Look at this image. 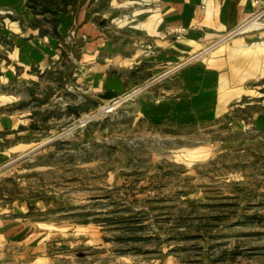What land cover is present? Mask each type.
<instances>
[{
  "label": "rangeland",
  "instance_id": "obj_1",
  "mask_svg": "<svg viewBox=\"0 0 264 264\" xmlns=\"http://www.w3.org/2000/svg\"><path fill=\"white\" fill-rule=\"evenodd\" d=\"M72 56L41 70L65 76L64 93L44 92L51 109L34 116L41 130L27 141L45 145L0 167V209L57 226V264H264V150L241 145L250 135L235 130L254 108L205 128L158 126L137 117L138 102L166 79L118 69L122 95L100 100L103 89L84 78L89 66ZM14 89L25 96L22 83Z\"/></svg>",
  "mask_w": 264,
  "mask_h": 264
},
{
  "label": "crops",
  "instance_id": "obj_2",
  "mask_svg": "<svg viewBox=\"0 0 264 264\" xmlns=\"http://www.w3.org/2000/svg\"><path fill=\"white\" fill-rule=\"evenodd\" d=\"M250 1L0 0V84L9 89L7 96L0 95L7 97L0 103V167L13 154L45 145L27 140L41 130L35 114H45L50 97L64 93L65 76L41 70L64 57L74 62L72 53L77 63L89 66L84 78L91 89H103L108 77L125 87V77L114 73L118 69L144 68L151 77L143 82L166 79L155 98L138 102L137 117L158 126L205 128L234 111L254 108L250 123L235 122L243 124L235 130L247 129L250 135L239 140L241 145L264 150V131L251 124L264 114V14L256 16L264 0L254 7ZM171 29H182L183 35L176 40L167 35ZM145 44L153 50L147 58L137 51ZM72 77L80 80L78 74ZM44 78L53 86L41 83ZM20 83L21 98L10 90ZM47 91L53 94L42 96ZM72 105L65 110L75 114ZM263 160L264 155L261 168ZM25 212L15 206L0 209V264H57L64 236L51 223L20 216Z\"/></svg>",
  "mask_w": 264,
  "mask_h": 264
},
{
  "label": "water",
  "instance_id": "obj_3",
  "mask_svg": "<svg viewBox=\"0 0 264 264\" xmlns=\"http://www.w3.org/2000/svg\"><path fill=\"white\" fill-rule=\"evenodd\" d=\"M123 82L115 77H108L103 85V93L98 95V99L105 101H116L123 93ZM252 126L257 131H264V114H258L252 120ZM262 176L264 178V160L262 163Z\"/></svg>",
  "mask_w": 264,
  "mask_h": 264
},
{
  "label": "built area",
  "instance_id": "obj_4",
  "mask_svg": "<svg viewBox=\"0 0 264 264\" xmlns=\"http://www.w3.org/2000/svg\"><path fill=\"white\" fill-rule=\"evenodd\" d=\"M251 6H257V5H261L262 6V2H260L259 0H251L250 1ZM264 14V5L262 6L261 10H259V12H257L256 16H261ZM167 35H173L174 39H179L182 35H183V30L182 29H171L167 31ZM73 36V32L69 33V36H67V39H69L70 37ZM142 53V55L144 57L150 55L152 53V47L149 44H145V45H140L139 48Z\"/></svg>",
  "mask_w": 264,
  "mask_h": 264
},
{
  "label": "bare ground",
  "instance_id": "obj_5",
  "mask_svg": "<svg viewBox=\"0 0 264 264\" xmlns=\"http://www.w3.org/2000/svg\"><path fill=\"white\" fill-rule=\"evenodd\" d=\"M114 102H116V101H114Z\"/></svg>",
  "mask_w": 264,
  "mask_h": 264
}]
</instances>
